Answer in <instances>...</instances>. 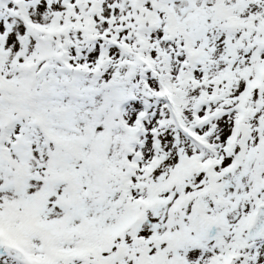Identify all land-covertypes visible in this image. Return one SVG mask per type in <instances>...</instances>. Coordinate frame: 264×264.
<instances>
[{
    "label": "snow or ice",
    "instance_id": "1",
    "mask_svg": "<svg viewBox=\"0 0 264 264\" xmlns=\"http://www.w3.org/2000/svg\"><path fill=\"white\" fill-rule=\"evenodd\" d=\"M0 264H264V0H0Z\"/></svg>",
    "mask_w": 264,
    "mask_h": 264
}]
</instances>
